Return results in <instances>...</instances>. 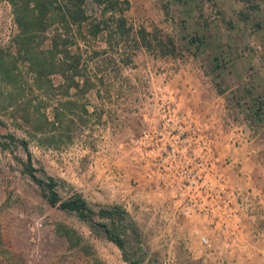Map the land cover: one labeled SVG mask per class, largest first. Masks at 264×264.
Returning a JSON list of instances; mask_svg holds the SVG:
<instances>
[{"label": "rangeland", "instance_id": "374dc122", "mask_svg": "<svg viewBox=\"0 0 264 264\" xmlns=\"http://www.w3.org/2000/svg\"><path fill=\"white\" fill-rule=\"evenodd\" d=\"M91 3L88 19L105 32L83 43L71 23L66 47L50 55L47 34L17 38L12 5L0 0V143L7 144H0V264H225L186 247L196 239L191 228L203 230L196 216L152 219L128 198L141 174L130 140L153 120L155 105H176L206 131L228 185L250 189L263 219L264 160L252 175L236 153L254 145L264 157V0H117L114 12L98 5L90 13ZM35 57L46 58L42 76L31 67ZM77 59L76 81L100 94L70 86ZM62 61L64 79L55 70ZM20 139L34 175L52 177L60 201L83 198L89 219L47 202L28 175ZM114 204L124 211L114 222L123 251L97 224L108 220L95 214Z\"/></svg>", "mask_w": 264, "mask_h": 264}, {"label": "built area", "instance_id": "2783aa9c", "mask_svg": "<svg viewBox=\"0 0 264 264\" xmlns=\"http://www.w3.org/2000/svg\"><path fill=\"white\" fill-rule=\"evenodd\" d=\"M155 110L153 120L130 140L141 174L132 181L128 198L146 213L151 211L152 219L157 214L176 224L196 216L203 230L191 228L190 233L207 256L218 250L230 252L246 230L252 241L264 242V224H256L250 189L228 185L206 131L174 104L155 105Z\"/></svg>", "mask_w": 264, "mask_h": 264}, {"label": "trees", "instance_id": "16d2710c", "mask_svg": "<svg viewBox=\"0 0 264 264\" xmlns=\"http://www.w3.org/2000/svg\"><path fill=\"white\" fill-rule=\"evenodd\" d=\"M12 5L13 14L15 17V22L18 26V36L17 38L21 40L22 43L30 41L38 37L39 33L47 34V42L49 48L53 49V54H58L61 48H65L67 40V32H69L70 24L74 23L76 25L75 32L72 33L73 38L76 41H82L83 43L90 41V38L96 37L97 34H102L104 28L100 27L99 23H91L88 19L89 13H87L86 0H8ZM62 1L63 3H59ZM114 1L117 0H94L95 5L92 3L88 5V9L95 11V7L102 5L104 11L107 7L114 9ZM126 3V0H122ZM91 2V1H90ZM106 4V6H105ZM107 4H109L107 6ZM114 12V11H113ZM88 14V15H87ZM114 15V14H113ZM56 16V17H55ZM121 15L115 21L117 25H121ZM123 26V25H122ZM127 31V30H126ZM76 35V36H75ZM45 58V57H44ZM35 57L32 59V69L38 76L45 74V59ZM39 61H42L39 63ZM1 59H0V70H1ZM61 64V63H60ZM67 64L62 61L61 65H57L55 70L59 72L63 77H68L65 74L69 68H65ZM74 71V65L72 66L71 72ZM70 78V76H69ZM1 124V121H0ZM8 140L13 141L14 136L11 134L4 135ZM19 144L23 147L26 153V167L28 175L33 182L39 185L43 190V195L50 205H57L61 209H68L74 211L80 219L87 220L89 215L92 214L91 207L86 203V201L79 197L73 196L67 200L60 201L56 191L53 189L55 181L52 177H47L44 181L36 177L33 173V167L30 162V153L26 149V142L20 139ZM7 146L6 143H0ZM25 165V164H24ZM100 218H105L108 221H99L97 224L103 229L106 237L112 241L121 251H123V240L117 235L119 231L116 228V223L122 216H124V211L120 206L114 204L109 207H101L95 213ZM108 222L111 224V228L108 227ZM123 259L129 261L128 258L123 256Z\"/></svg>", "mask_w": 264, "mask_h": 264}, {"label": "crops", "instance_id": "0c3cea01", "mask_svg": "<svg viewBox=\"0 0 264 264\" xmlns=\"http://www.w3.org/2000/svg\"><path fill=\"white\" fill-rule=\"evenodd\" d=\"M95 58L91 59V61H93ZM67 61V60H65ZM95 62V60H94ZM101 62V61H99ZM74 65V72H71L69 74L70 79H71V83L70 86H75V88L79 89L77 91V93L80 95H84L86 92L93 90V92L95 94H100V90H97L93 85L91 86H87L79 84L78 81H76V77H78V75L80 76V74L78 73L79 70V65L80 62L77 59L75 62H72ZM88 64H92L89 63ZM90 67V65H89ZM93 71V68L91 69ZM59 76L61 78L62 75L60 73H58ZM69 78V77H68ZM67 78V79H68ZM64 79V78H63ZM75 81V83H73ZM77 94V95H78ZM246 150V149H245ZM257 150L258 148L256 146L253 145V147L249 148L247 151L245 152H237V157L241 160V163L243 165V169L246 170V172L251 171L252 175L254 174V167L256 165H258L260 159L264 160V157H259L257 154ZM247 154V155H246ZM229 177L231 178V180L236 183H238L240 185L241 188H244L245 186V182L244 179H241L239 177H237L236 175L233 174L232 171H229ZM246 179V178H245ZM257 212H255V220H256V224L258 225H262L263 223V219L261 217H259L258 215L256 216ZM194 225L197 224L196 222L193 223ZM191 226V223L186 224L185 226ZM200 225V224H198ZM197 225V226H198ZM245 234H247V232H245ZM250 236V235H249ZM246 237L248 242L244 244V242H240L238 243L236 246L231 245V250L230 252H223L222 250H218L216 251V255L218 256H222L223 258H225L226 263L225 264H262V262L264 263V254L262 252V249H264V242L262 240H256V241H252L253 238L251 237ZM175 240V239H174ZM252 242V243H251ZM189 245L186 246L191 253L195 254L196 256H207L203 253L202 247L200 246V244L198 243V241L196 239H190L189 238ZM218 244V241H214L213 245L216 246ZM244 253H248V256H245Z\"/></svg>", "mask_w": 264, "mask_h": 264}]
</instances>
